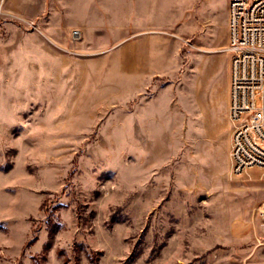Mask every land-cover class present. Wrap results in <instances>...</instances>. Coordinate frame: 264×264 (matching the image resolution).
<instances>
[{"label":"rangeland","instance_id":"obj_1","mask_svg":"<svg viewBox=\"0 0 264 264\" xmlns=\"http://www.w3.org/2000/svg\"><path fill=\"white\" fill-rule=\"evenodd\" d=\"M229 34L228 0H0V264H264Z\"/></svg>","mask_w":264,"mask_h":264},{"label":"built area","instance_id":"obj_2","mask_svg":"<svg viewBox=\"0 0 264 264\" xmlns=\"http://www.w3.org/2000/svg\"><path fill=\"white\" fill-rule=\"evenodd\" d=\"M228 4L231 171L239 175L264 168V0H228Z\"/></svg>","mask_w":264,"mask_h":264}]
</instances>
